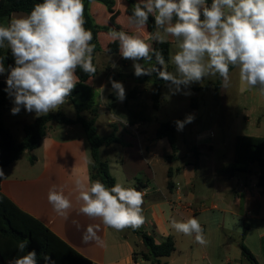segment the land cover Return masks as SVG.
<instances>
[{"label": "crops", "instance_id": "obj_1", "mask_svg": "<svg viewBox=\"0 0 264 264\" xmlns=\"http://www.w3.org/2000/svg\"><path fill=\"white\" fill-rule=\"evenodd\" d=\"M134 1L145 2V0ZM209 1L211 0H207L208 4ZM114 2V9L118 12L115 21L120 28L118 31L137 35L153 43L149 40L150 34L146 27L136 29L129 24L125 13L126 0H114ZM89 11L97 25L108 24L110 14L102 4L90 1ZM27 15L13 13L10 20ZM7 23L2 24L7 25ZM168 38V42H174L173 37L168 36ZM98 42L101 51L97 54L116 55L114 64L117 67L106 65L101 80L95 78L96 69L95 75L86 82V86L95 95L96 114L100 107L105 111L106 124L110 131L111 125H115L111 123L112 120L116 118L121 120L123 127L120 129L115 125L116 133L126 144L125 146L113 144L101 148L100 153L106 158L103 161L108 162L114 184L121 183L124 187H129L135 182L134 188L143 194V203L146 206L150 205L149 202L162 201L169 208L168 215L163 211L160 214L152 212L150 220L147 223L144 220L142 226L145 229L139 234V243L143 245L142 234L150 236L156 244L171 238L174 252L168 257L169 261L166 264H264V186L258 183L257 169L252 168L234 177L220 174V169L234 160V142L238 136L233 138L232 161L223 164L214 163L212 171L207 174L200 172L199 163L200 154L205 149L210 151L213 148L209 133L200 134L194 143L186 145L187 151L183 152L182 158L191 155L194 162L180 163L181 156L176 143L177 129L173 153L167 138H155L161 124L156 128L151 127L153 118L150 117V110L159 111L161 107L160 98L158 110L153 108L151 98L155 89L153 73L137 77L128 70L133 67V61L123 59L119 47L117 52L109 53L108 45L114 42L110 33H99ZM137 62L140 63V60ZM3 75L1 81L5 79V74ZM110 77L124 85L126 98L122 102L117 99L112 89ZM150 83L153 88L146 94ZM167 84L161 86V97L162 87ZM101 86H104L103 92L100 90ZM105 89L110 92L104 93ZM7 98L8 93H6V101ZM77 100V96L72 100L66 98L65 103L73 105ZM192 106L195 108L197 104ZM83 115L85 118H92L87 113ZM2 119L11 132L3 114ZM257 137L264 138V135ZM182 139L185 146L186 140L184 137ZM116 149H121L123 154L120 162L111 158ZM24 155L26 152L3 168L5 177L0 179V192L21 211L38 220L92 264H131L134 254L138 256L147 252L144 245L139 253L132 251L128 233L107 227L99 218H90L80 212L82 201L78 200L76 181L80 180L87 186L91 185L90 149L80 125H48L46 135L39 146L27 153L29 155L27 160L20 162ZM167 156L173 158L166 159ZM31 158L33 161H30ZM160 159L170 166L167 168L166 178L158 185L155 181L154 168L159 164ZM197 176L211 180L210 183L202 182L203 185L208 186L206 193L196 194ZM168 182L171 183L170 187ZM53 187L58 191L62 189L71 202V207L64 216L57 214L48 202V192ZM190 216L199 220L205 243L200 244L196 242L194 235L186 236L172 228L173 221H184ZM89 226L93 227L99 241L95 239L87 243L83 241V234ZM243 248L249 252L253 260L247 258ZM224 251L225 254L221 257V252Z\"/></svg>", "mask_w": 264, "mask_h": 264}, {"label": "clouds", "instance_id": "obj_2", "mask_svg": "<svg viewBox=\"0 0 264 264\" xmlns=\"http://www.w3.org/2000/svg\"><path fill=\"white\" fill-rule=\"evenodd\" d=\"M154 18L155 31L149 40L164 43L166 36L177 41V51L170 62L175 71H168L161 51L137 35L112 29L110 36L119 42L123 59L132 60L137 77L157 73L168 83L172 94L201 82L209 76L219 75L224 84L229 82V66L239 68L240 80L250 87L259 86L264 93V0H145L143 6L134 5L128 22L136 29H143ZM83 0H43L34 5L27 16L12 18L7 25L0 24V49L10 50L14 65L6 69L0 56V74L7 72L6 89L12 99L11 114L25 111L37 116L58 109L70 96L79 77V67L90 76L95 75L93 33L85 28ZM153 57L155 64L152 63ZM144 60L148 65L138 63ZM159 65V67H157ZM113 68L117 67L115 64ZM119 101L126 98L122 82L109 78ZM101 92L104 86L100 88ZM194 116L176 120L177 131L191 123ZM5 174L0 169V179ZM80 212L117 231L138 229L144 222L142 215L143 194L134 187L116 183L107 187L100 180L90 186L76 181ZM48 202L54 211L64 216L71 207L63 190L49 189ZM172 228L186 236H195L203 244V229L199 220L190 216L184 221H173ZM99 241L92 226L83 234L85 243ZM27 242L18 244L23 252ZM9 264H38L37 253L14 258ZM44 264H55L49 255Z\"/></svg>", "mask_w": 264, "mask_h": 264}, {"label": "trees", "instance_id": "obj_3", "mask_svg": "<svg viewBox=\"0 0 264 264\" xmlns=\"http://www.w3.org/2000/svg\"><path fill=\"white\" fill-rule=\"evenodd\" d=\"M95 1L102 4L110 14L108 24L99 26L95 23L89 11V2ZM43 0H0V24L9 22L13 13L29 14L32 8L37 3H42ZM127 7L126 15L129 17L134 5L137 3L134 0H126ZM84 3V18L85 28L93 33V40L90 42L95 45L93 51V66L95 68V55L101 51L98 42L99 33H110L112 29L119 30L116 25V18L118 12L115 11L114 0H83ZM143 6V3H141ZM147 32L150 34L155 31L154 18L149 16V21L145 26ZM153 47L162 52L166 63L169 60L171 43L165 41L164 43H152ZM119 42L114 41L108 45L107 51L109 53L117 52ZM0 56H6L4 66L7 69L9 65H14V58L10 50L0 49ZM152 62H155L153 57ZM159 67V65H157ZM235 66H229V73ZM96 69V68H95ZM0 81V169H3L13 162H15L24 152L34 151L45 137L48 125H80L84 131L86 141L90 149V181L91 183L100 180L107 187L114 185V179L109 172L107 161L100 159V150L103 147H108L113 144L125 146L126 144L117 136V129L115 125H111V131L107 135H98L95 128V119L97 104L95 102V95L92 90L86 86V82L92 78L87 73H84L79 67L76 74L79 77V82L76 84L74 90L71 92L68 99L72 100L77 96V102H73L75 117H66L60 111L56 113H49L36 117L31 123L24 124L22 127L23 138L20 142H15L9 129L2 121L3 109L6 103V79ZM155 89L152 93L153 108L158 110L161 98V86L167 82L160 79L157 73L153 72ZM222 78L216 75L214 83L207 84L212 86L215 92H218L222 87ZM184 87V86H183ZM259 88V86L257 85ZM185 89H190L184 87ZM194 90V89H190ZM83 113L89 114L92 118H85ZM175 131L176 125L173 122L162 123L156 131L155 138H167L172 152H175ZM173 156H167L166 159H171ZM30 161H33L31 158ZM252 168L257 169L258 183L264 186V138L252 136H238L234 142V160L232 163L223 166L220 169V174L226 177H234L237 174L246 173ZM171 183L168 182L170 187ZM143 245L147 252L142 254L143 260H152L153 263L159 264V259L168 258L174 252V243L171 238H166L160 244H156L154 240L142 234ZM27 242V246L23 252L18 250V244ZM35 250L37 253L38 264H44V256L47 254L51 257L55 264H92L89 260L81 256L74 249L68 246L65 242L53 234L46 226L38 220L21 211L11 201H9L0 192V262H10L14 258L26 255L28 251ZM249 260H253L249 252L243 248ZM133 256H136L134 254Z\"/></svg>", "mask_w": 264, "mask_h": 264}, {"label": "rangeland", "instance_id": "obj_4", "mask_svg": "<svg viewBox=\"0 0 264 264\" xmlns=\"http://www.w3.org/2000/svg\"><path fill=\"white\" fill-rule=\"evenodd\" d=\"M210 3L211 1H209V5ZM168 39V36H166L165 41H168ZM176 43L177 41L174 38V42H171L170 45L169 60L166 63L168 71L172 72L175 71V66L170 62V57L178 50ZM116 58V55H96L95 66L97 73L95 78L97 80H101L104 77V67L106 65L112 66ZM140 63L145 67L148 66L144 60H140ZM128 70L134 73V68L132 66ZM3 77L4 75L0 74V81ZM215 79L216 76H209L204 78L201 82H193L187 87L194 90L184 89V87L181 86V91L176 94H172V92H170L167 84L162 87L160 110H150V117L153 118L151 127L155 128L162 123H175L176 120H184L185 117L190 114L194 116L193 121L186 124L182 131L176 132V143L179 147V154L181 156L180 163L194 162L191 155H187L182 158L183 152L185 153L187 151L186 145L194 143L195 139L200 134H211V142L213 143L212 150L209 151L208 149H205L203 153L200 154V172L205 174L212 171L214 163L223 164L232 161L233 138L235 136L257 137L258 135H264V93H261L257 86L250 87L246 83L242 82L240 80L238 67H235L229 73V82L227 85H225L222 80V88L216 94L213 87L207 85L209 83H214ZM152 88L153 86L151 84L148 91H146V94L150 93ZM109 92L110 90L108 89H105L104 91V93ZM194 104H197V107L194 108L192 106ZM13 106L12 99L8 95L5 108L3 109L4 121L10 127L14 141L20 142L24 135L22 131V124L29 123L33 121L34 118L39 116H37L35 112L29 113L23 108L18 114L12 115L10 110ZM57 111H60L66 117H75V110L71 103H64L58 109L52 110L47 114L56 113ZM95 117L98 135L102 136L109 134L110 130L106 124L107 115L102 107L98 109V113ZM120 121L121 120L115 121V125L121 129L123 125ZM258 122H260V126H258ZM183 137L186 140L185 146H183L182 142ZM27 153L30 152H26V155L21 157L20 162L29 158ZM122 155L121 149H116V151L111 155V158H115L118 162H120ZM100 159H106L103 153H100ZM168 166L170 165L167 162H163L160 159L159 164L154 168L156 173L155 181L158 185L163 182L164 178H166ZM202 182L210 183L211 180H204L200 178V176H197L195 180L197 195H200V193H206L208 190V186L203 185ZM135 185L136 183L134 182L129 187H134ZM149 204V206H146L143 203L141 206L142 215L146 223L152 217V212L160 214V212L163 211L165 215H168L169 208L164 202H149ZM146 208L148 209L146 210ZM143 229H145V227L141 225L135 230L126 228L120 231L121 233L129 234L130 247L132 251L135 250L137 253L144 248L143 245L139 243V234L142 233ZM223 254H225V251L221 252V257ZM138 256L141 257V253L138 254ZM218 256L220 255L218 254ZM168 261V258H161L159 259V264H166ZM0 264L9 263L0 262ZM142 264L155 263H153L152 260H143Z\"/></svg>", "mask_w": 264, "mask_h": 264}, {"label": "built area", "instance_id": "obj_5", "mask_svg": "<svg viewBox=\"0 0 264 264\" xmlns=\"http://www.w3.org/2000/svg\"><path fill=\"white\" fill-rule=\"evenodd\" d=\"M115 121H117V120H112L111 123L115 124L116 123ZM142 262H143L142 257L137 256V255L132 257L131 264H142Z\"/></svg>", "mask_w": 264, "mask_h": 264}]
</instances>
